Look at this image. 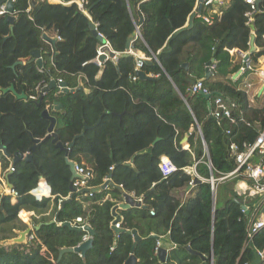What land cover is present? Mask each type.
<instances>
[{"label": "trees", "instance_id": "obj_1", "mask_svg": "<svg viewBox=\"0 0 264 264\" xmlns=\"http://www.w3.org/2000/svg\"><path fill=\"white\" fill-rule=\"evenodd\" d=\"M60 1L35 0L33 7L31 0H15L13 34L7 16L0 17V146L10 155L0 152L3 175L15 154L33 157L32 162L20 160L10 175L16 202L0 192V264H57L61 248L76 247L87 235L63 227L65 222L89 224L95 230L94 244L84 257L67 253L58 264H126L131 255L137 264H163L151 235L169 236L174 244L167 264H254L257 252L264 253V228L247 238L258 203L239 198L237 183L245 177L221 182L216 196L209 182L237 168L232 144L241 151L264 128V104L251 105L244 89L255 73L233 79L242 64L234 63L230 53L250 50L251 5L231 0L212 24L195 17L189 28L198 0H86L87 14L73 0ZM252 16L259 51L250 60L257 66L264 56V0ZM92 23L119 53L117 61L102 66L94 62L101 43L93 36ZM137 26L142 37L136 38ZM44 32L60 39L56 53L43 41ZM131 35L134 51L150 60L126 53ZM35 50L42 52L41 71L30 61ZM212 59L216 71L203 81ZM18 61L23 63L16 65ZM139 62L149 79H134ZM52 80L66 82L70 91L47 90ZM189 80L201 81L211 99L191 94ZM12 85L28 99L3 92ZM216 98L236 106L234 122L210 118L208 103L214 106ZM56 104L62 108L57 110ZM48 105L57 119V142L68 147L75 141L69 159L78 164L83 157L94 160L95 177L89 184L102 186L110 175L113 183L92 197L75 193L54 224L48 223L70 195L72 173L53 137L38 145L34 141L48 134L50 121L42 116ZM185 135L191 140L188 150V140H180ZM162 156L177 167L169 177L159 167ZM193 166L201 179L183 199L180 193L196 178L188 172ZM49 187L54 198L40 197L49 196ZM125 192L142 199L143 207L121 210L124 232L117 234L112 211ZM24 210L35 213L32 223L42 225L39 233L28 243L3 245L28 227L20 218ZM133 230L141 237L135 247Z\"/></svg>", "mask_w": 264, "mask_h": 264}, {"label": "built area", "instance_id": "obj_2", "mask_svg": "<svg viewBox=\"0 0 264 264\" xmlns=\"http://www.w3.org/2000/svg\"><path fill=\"white\" fill-rule=\"evenodd\" d=\"M15 1V0H13ZM249 5H251V11L247 14L248 16V22L247 24L251 26V23L253 22V12L258 10L256 1L257 0H244ZM262 1V0H261ZM231 0H204L201 11L197 10V7L195 9V17L202 19L206 24H212L216 16H222L224 11L228 8ZM71 3H76L79 7V9L87 14V7L86 5L88 2L86 0H73ZM32 8V7H31ZM6 6L5 4L0 5V17L6 16ZM206 12V13H204ZM96 28L97 25L95 24ZM98 29V28H97ZM99 35L103 37L100 33ZM142 37L139 27L137 26V33L136 38ZM104 38V37H103ZM105 39V38H104ZM109 50V51H107ZM109 52H115L110 43L106 40L105 43H101L97 50V56L95 58V62L102 66L103 64L99 61L100 56L106 55L107 60H113L117 61V58L119 56L118 52H115V57L110 58ZM234 51H231V54H233ZM52 53H55V50H52ZM127 54L134 55L138 58V53L134 51L131 45V49L127 50ZM248 53L241 52L240 57L243 61L242 67L240 70L236 73L237 78L245 74L247 71L250 72H256L255 65L251 62V60L245 61V57ZM142 60V59H141ZM142 67V63L139 62L137 71L140 70ZM42 68H39L41 71ZM210 71L211 75L216 71V61L214 60L212 64L210 65ZM260 76L262 79H264V73H260ZM137 75L134 78L137 79ZM61 82V81H59ZM264 84V80H263ZM48 85L46 86V88ZM252 84L247 83L244 85V89L247 91L248 95L251 91ZM200 91H203L204 93H209L207 89L204 88V85L201 81L196 82L194 85H191L189 88V92L191 94H197ZM62 89L59 88L58 93H62ZM43 95H46V92H43ZM236 106L230 103H226L223 101L222 98H216L214 100V106L212 104V116L217 119L219 122L222 120H229L234 122L232 110ZM51 107L48 105L46 110L49 111ZM242 121H244L242 119ZM205 149L207 150L206 144L203 142ZM231 153L235 156L237 168L228 175H225L221 178H214L211 177L209 180L211 185V190L213 192V195L216 196L217 194V186L229 179H234L237 177H245V180H241L237 183V194L239 198L246 202L248 199H253L257 196H262L263 199L259 201L257 204V207L251 216V218L248 221L247 226V238L251 240L258 232H260L264 228V128L261 130L258 138L256 139L255 143L244 145L243 150H239V147L236 144L231 145ZM161 172L164 177H169L174 172L177 171V167L173 164L171 159L167 156H162L160 159V165H159ZM15 169L14 167L10 166L8 171L13 172ZM75 170L78 175V178H76L73 182V186L76 189V192H80L82 190H88V193L84 194L85 196L92 197L94 195V189L97 187L91 186L89 184V181L95 177V171L92 167L86 165L85 163L78 164L75 162ZM188 172L192 173L196 179H201L199 175L196 172V166L188 168ZM109 179V178H108ZM106 179V181L108 180ZM105 181V183H106ZM190 185H194L193 182L190 183ZM101 187V186H98ZM36 197H39L36 192L33 193ZM11 196L14 197V202L16 201V196L14 192L10 193ZM42 197V196H40ZM137 202L142 203V199L137 198ZM151 214L154 215V211L151 210ZM78 223H83L82 218L77 219ZM86 223L82 224L81 227H84ZM113 228L121 229V220L118 222L115 221L112 223ZM34 237H31L33 239ZM86 238V237H85ZM159 247V243H158ZM157 247V250H158ZM158 252V251H157ZM257 254L264 259V253L258 251Z\"/></svg>", "mask_w": 264, "mask_h": 264}, {"label": "water", "instance_id": "obj_3", "mask_svg": "<svg viewBox=\"0 0 264 264\" xmlns=\"http://www.w3.org/2000/svg\"><path fill=\"white\" fill-rule=\"evenodd\" d=\"M203 2H204V0H199V6H198V10L199 11H201V9H202ZM260 3H261V0H257L256 1L257 7H259ZM2 4H5V6H6L5 10H6V13H7V21H8V23L11 24V31H12V34H13V24H14L15 19H16L14 1L13 0H0V5H2ZM31 5L33 7H35V5H36L35 0H31ZM194 18H195V13H192V15L189 18V22H188L187 27L190 28L192 26ZM141 22H142V18L140 20V23ZM90 26H91V30H92L93 36H95L100 41V43H105L106 40L99 35L98 29L96 28L95 24L92 23ZM251 29H252L253 33L251 35V39H250V43H249L250 44V50H249L248 54L245 57V61L249 60L251 55L255 52V34H254L255 26L251 25ZM133 38H134V35H131L129 37L128 42H127V50L131 49V43H132ZM42 39H43V41H45L47 44L53 46L54 48L56 47V44L59 41L58 38H51L50 36H48V34L46 32L43 33ZM107 51H109V50H107ZM31 56H32V60H30V61L31 62H35L39 68H42L43 67L42 52L40 50H35V51H33L31 53ZM109 57L110 58H114L115 57V52H109ZM99 61L102 64H104L107 61V56L106 55L100 56ZM213 61H214V59H212L209 63H207L206 68H205V77H204L203 81H206V80H208L211 77L210 65L212 64ZM22 63H23L22 61H18L16 63V65L17 64H22ZM16 65H14L13 68H15ZM184 67L187 68L188 65L184 64ZM136 75H137L138 78H140L142 80L149 79L145 75V73L143 71H141V70L137 71ZM236 77H237V74H235L233 78L235 79ZM189 81H190L191 85H194L196 83V81H194V80H189ZM57 87L61 88L63 92H69L70 91V89L68 87V84L66 82H57L56 80H52L50 82L49 87L47 88V90H52V89L57 88ZM82 89L83 88L81 87L78 90H82ZM263 90H264V87L262 88L260 93H262ZM3 92L4 93L12 92L16 96V98L18 100H27L28 99V97H27V95L25 93L19 94L16 91L14 85L10 86L7 89H3ZM199 94L204 96L208 100L211 99V97H212V94H209V93L207 94V93H204L203 91H200ZM55 108L57 110H60L62 107H61V105L56 104ZM208 109H209V112L211 113V111H212V103H211V101H209V103H208ZM42 116L45 119L50 121V126L48 128V134H47V136L44 139H42V140L41 139H35L34 140L36 145H38L39 143L45 141L46 139H48L50 137H53L54 138V142H57L58 141V137H57V135L55 133V127H56V124H57V119L54 116H52L51 113L48 110H45L43 112ZM210 118H214L212 116V114L210 115ZM86 129H87V127L85 128V130ZM83 135H84V133L81 134V136H83ZM76 138H78V137H76ZM74 143H75V141L73 143H71L68 147H64L61 142H57L56 143V147L60 148L65 153V161L70 167V170H71V173H72V179H71V183H70V195H69V197L64 198L60 202L59 211L56 214L55 219L50 221L48 224H54V223H59L60 222V220H59L60 212H62L64 210L65 206L68 203L71 202V199H72V197H73V195L75 193H78L79 195H84V194L88 193V190H82L80 192H76V189L73 186L74 180L76 178H78V175H77L76 170H75V162L71 161L69 159V153H70L71 148L74 146ZM35 147H33V148H35ZM0 152H3V154L5 156H7L8 158L10 157L7 149L4 146H0ZM22 159H25L27 162H32L33 161L32 155L28 154V155H26L24 157L23 155L17 153L13 157L12 164H11L12 167H14ZM1 173H2L1 175L3 176V178L6 180L7 190L10 193L13 192L14 188H13V185H12V183L10 181V175L12 174V172L11 171H7L4 175H3V172H1ZM111 180H112V175H110L109 179L101 187L95 188L94 189V193H100V192L106 190L109 186H112L113 183L111 182ZM198 182H199L198 179H194L193 180V184L194 185L196 183H198ZM192 187H193V185H189V187L187 188V191L191 190ZM4 190L5 189L3 188L2 183L0 181V192L1 193H5L6 195L10 194V193H7ZM181 196L183 197L184 193H181ZM141 206H142L141 203L137 202L133 198V196L131 194L125 192L124 193V202L119 204V205H117V206H115L113 208L112 214H113V217H115L116 221L118 222L119 220H121V216L118 214V210H128V209H131V208H140ZM0 210H2V207L0 208ZM247 213L249 214V211ZM61 225L63 227L69 228L70 230L86 232L87 235H86V238H85L84 242H82L80 245H78L76 247L61 248L59 250L58 258L55 261V263L58 264L61 261L62 257L65 254H67V253H78L82 257H84L86 255V252L93 248L95 230L89 224H86L84 227H79V226L77 227V226L73 225L70 222H65V223H61ZM41 226H42L41 224L37 225V226H30L29 225L25 230L17 231L18 237L13 238V239H9V240H5V241L2 242V244L3 245H13V244H25V243H28V241L30 240L31 237H36L37 236V234L39 233V231L41 229ZM113 229H114L115 233H117V234H120V233L124 232L123 229H116V228H113ZM132 234H133L134 240H135V243H134V247H135L136 244L141 240V237L138 234L137 230H133ZM151 237L156 239L158 241V243H159V247H158V250H157L158 251L157 255H158V258H159L160 262L163 263V264H167L166 260H167L168 252H169L170 249L174 248V244L170 240L169 236L161 238L160 236H157V235H151ZM191 253L200 255L199 253L193 252V251H191ZM200 256L203 257L202 255H200ZM260 260H261V257L259 256V254H256V260H255L254 264H259ZM126 264H137V258L134 255H131L129 257L128 261L126 262Z\"/></svg>", "mask_w": 264, "mask_h": 264}, {"label": "crops", "instance_id": "obj_4", "mask_svg": "<svg viewBox=\"0 0 264 264\" xmlns=\"http://www.w3.org/2000/svg\"><path fill=\"white\" fill-rule=\"evenodd\" d=\"M48 1H51V2H53V3H59L60 2V0H48ZM188 25V24H187ZM186 25V26H187ZM48 34V36H50L51 38H57L53 33L51 34V33H47ZM256 51H259V49L257 48V46L255 45V52ZM240 53H241V51H239V50H234V52H233V56H234V63H236V64H239V63H243V61H242V59H241V57H240ZM138 58L139 59H142V60H147V57L145 56V54H143V53H138ZM149 60V59H148ZM256 73L254 74V75H251L250 76V78H248V79H246L245 80V84H247V83H251L252 84V88H251V91L249 92V99H250V104L251 105H253V106H261V105H263L264 104V90H263V92L262 93H260L261 92V90H262V88L264 87V84H263V80L264 79H262V77L260 76V73H264V56L262 57V58H260L259 59V62H258V64H257V66H256ZM233 77H234V75H233ZM234 79V78H233ZM188 140V142H189V146L187 147V148H185L186 150H188L189 148H190V144H191V140H190V138H189V136L188 135H185L183 138H181L180 140ZM186 141L184 142L183 141V144H185L186 143ZM82 162L83 163H85L86 165H88V166H90V167H93V165H94V160L92 159V158H90V157H83L82 158ZM0 166H1V172H2V163H1V161H0ZM2 173H0V181H1V183H2V185H4V188L5 189H7V186H6V180L3 178V177H1L2 175H1ZM42 180H44L43 178H41L40 179V182L42 181ZM45 181V180H44ZM40 182H39V185H38V189L40 188ZM46 182V181H45ZM46 184H47V182H46ZM48 185V184H47ZM49 189H50V194H49V196H42V197H52V198H54L52 195H51V188L49 187ZM35 193V192H34ZM181 193H184V196L182 197L183 199L184 198H186L187 197V195H188V191H187V189L185 190V191H182ZM180 193V194H181ZM132 196H133V198L137 201V198L135 197V195L134 194H131ZM107 199H110V195H107V197L105 198V200H107ZM254 199V198H253ZM263 199V197L260 199V200H262ZM249 200H252V198L251 199H248L247 201H249ZM13 201H14V199H13ZM246 201V202H247ZM124 202V200L122 201V202H120L119 204H121V203H123ZM140 203V202H139ZM259 203V202H258ZM118 204V205H119ZM141 207H143V204L141 203ZM52 210V209H51ZM24 212L25 213H27L28 215H27V219H26V221L23 219V217H21V215H20V217H21V220L23 221V223H25L27 226H34L33 225V223H32V218L35 216V213L34 212H31V211H25L24 210ZM23 213V212H22ZM29 213H30V216H29ZM50 214V212L49 213H47L46 215H49ZM118 214L121 216V220L123 219V217H122V215H121V210H118ZM28 216H29V220H30V222L28 221ZM39 218V217H38ZM115 217H114V221H115ZM54 220V219H53ZM113 221V222H114ZM164 237H166V236H164ZM161 238H163V237H161ZM169 253V252H168Z\"/></svg>", "mask_w": 264, "mask_h": 264}, {"label": "rangeland", "instance_id": "obj_5", "mask_svg": "<svg viewBox=\"0 0 264 264\" xmlns=\"http://www.w3.org/2000/svg\"><path fill=\"white\" fill-rule=\"evenodd\" d=\"M50 3H53V2H51V1H49ZM257 126L259 127V125L257 124ZM3 177V176H2ZM231 182H234V180H231ZM3 186V188H4V185H2ZM5 189V188H4ZM4 191H6L7 193H9V191L7 190V189H5ZM262 198V196H257V197H255L254 199H252V200H249V201H251L250 203H253V204H257L259 201H260V199ZM27 213H25V212H23L22 214H21V217H23V219L26 221V219H27ZM20 217V218H21ZM29 222H30V220H29ZM31 223V222H30Z\"/></svg>", "mask_w": 264, "mask_h": 264}, {"label": "clouds", "instance_id": "obj_6", "mask_svg": "<svg viewBox=\"0 0 264 264\" xmlns=\"http://www.w3.org/2000/svg\"><path fill=\"white\" fill-rule=\"evenodd\" d=\"M15 2V1H14ZM61 2V1H60ZM59 2V3H60ZM198 6H199V0H198V3H197V10H198ZM258 8V7H257ZM193 13H195V11L193 12ZM7 16V15H6ZM251 27V26H250ZM58 38V37H57ZM59 39V38H58ZM60 40V39H59ZM50 48H51V51L54 49L55 50V53H56V49L53 47V46H51L50 45ZM231 51H234V50H231ZM231 53V52H230ZM245 53V52H244ZM248 53V52H247ZM53 54V53H52ZM231 55H233V54H231ZM147 60H148V58H147ZM150 60V59H149ZM94 62H95V60H94ZM96 63V62H95ZM242 64V63H241ZM256 67V66H255ZM39 68V67H38ZM255 71H256V69H255ZM257 72V71H256ZM256 72H254V73H256ZM57 82H59V81H57ZM62 82V81H61ZM48 88V87H47ZM59 88V87H58ZM50 112V111H49ZM12 166V165H11ZM196 179V178H195ZM199 180V179H198ZM10 193V192H9ZM10 195V194H9ZM16 202V201H15Z\"/></svg>", "mask_w": 264, "mask_h": 264}, {"label": "bare ground", "instance_id": "obj_7", "mask_svg": "<svg viewBox=\"0 0 264 264\" xmlns=\"http://www.w3.org/2000/svg\"><path fill=\"white\" fill-rule=\"evenodd\" d=\"M186 140H184V142H185Z\"/></svg>", "mask_w": 264, "mask_h": 264}]
</instances>
